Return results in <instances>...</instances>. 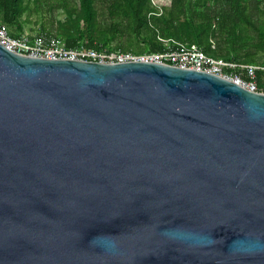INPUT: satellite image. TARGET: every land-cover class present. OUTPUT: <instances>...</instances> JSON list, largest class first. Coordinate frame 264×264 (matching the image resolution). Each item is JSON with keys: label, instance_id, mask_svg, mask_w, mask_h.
Masks as SVG:
<instances>
[{"label": "water", "instance_id": "obj_1", "mask_svg": "<svg viewBox=\"0 0 264 264\" xmlns=\"http://www.w3.org/2000/svg\"><path fill=\"white\" fill-rule=\"evenodd\" d=\"M0 264H264V95L0 45Z\"/></svg>", "mask_w": 264, "mask_h": 264}, {"label": "trees", "instance_id": "obj_2", "mask_svg": "<svg viewBox=\"0 0 264 264\" xmlns=\"http://www.w3.org/2000/svg\"><path fill=\"white\" fill-rule=\"evenodd\" d=\"M260 5L261 0H0V22L19 37L37 15L39 34L61 39L67 48L87 42L93 49L144 55L165 51L161 40H173L215 59L264 65V24L256 25L251 15V7Z\"/></svg>", "mask_w": 264, "mask_h": 264}, {"label": "built area", "instance_id": "obj_3", "mask_svg": "<svg viewBox=\"0 0 264 264\" xmlns=\"http://www.w3.org/2000/svg\"><path fill=\"white\" fill-rule=\"evenodd\" d=\"M159 13L161 14L162 11L159 10ZM161 42L164 43L165 51L144 55L93 49L89 48L87 42L81 43L75 48H67L65 43L57 37L27 33L14 37L10 34L8 27L0 22V45L21 56L47 60L94 62L106 65L133 62L162 64L178 69L211 74L229 80L249 92L264 95V65H247L215 59L206 55L195 45L173 40H161Z\"/></svg>", "mask_w": 264, "mask_h": 264}, {"label": "rangeland", "instance_id": "obj_4", "mask_svg": "<svg viewBox=\"0 0 264 264\" xmlns=\"http://www.w3.org/2000/svg\"><path fill=\"white\" fill-rule=\"evenodd\" d=\"M74 1L76 3L78 2V0H74ZM97 7H98L97 9H99L100 4H98ZM251 15H252V18H253L254 22L256 23V25L261 26L264 24V0H261V5L259 8L256 9V8L251 7ZM57 18L59 20H63L64 19V13H62V12L57 13ZM41 23H42V20L37 15H33L30 18V23L25 24L24 33L32 34V35L39 34ZM247 33L250 35V37H255L253 32L243 31L244 35H246ZM259 59L261 62L262 54L259 55Z\"/></svg>", "mask_w": 264, "mask_h": 264}]
</instances>
